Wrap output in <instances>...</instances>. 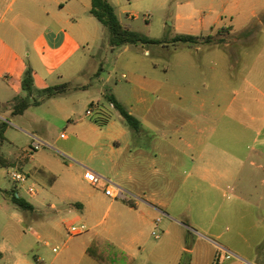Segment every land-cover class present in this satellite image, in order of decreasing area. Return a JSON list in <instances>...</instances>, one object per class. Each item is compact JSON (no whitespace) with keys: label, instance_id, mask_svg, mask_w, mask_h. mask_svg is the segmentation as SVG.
<instances>
[{"label":"rangeland","instance_id":"obj_1","mask_svg":"<svg viewBox=\"0 0 264 264\" xmlns=\"http://www.w3.org/2000/svg\"><path fill=\"white\" fill-rule=\"evenodd\" d=\"M109 2L125 26L165 43L112 50L107 29L88 13L85 17L93 19L97 28L91 30L90 43L85 44V49L63 67L65 77L55 74L44 79L41 75H33L31 101L40 103L30 106L23 116L8 112L3 113L4 117L0 119V129L6 123V140L0 145V154L12 160L9 166L0 164V238L2 228L8 222L19 232L25 227L24 222L20 223L24 221V210L17 207L11 198L13 192L25 196L28 186L15 182L10 176L13 171L23 172L29 176V184L37 189L36 196L46 198L49 215L58 223V232L51 234L42 264H79V248L89 242L94 230L87 224L86 231L81 234L70 232L71 227L82 224V210L72 205L77 192L96 189L102 194L109 181L117 185L110 157H143L136 152L138 147L132 145L134 132L107 95L122 99L129 111L131 101H134L133 87L143 84L139 80L145 77L169 82L171 88L179 93L170 95L173 107L204 105V111L195 110L196 120L202 129L200 145L197 135L194 139L189 137L192 148L187 147L186 142L179 144V136L174 129L175 124H181L184 119L183 115L175 119L174 109L165 115L170 122L169 132L167 141L159 145L166 153L164 157L178 155L175 146L184 151V157H195L198 161L195 172L199 166L210 170L214 167L216 172L211 170L207 180L219 183L222 194L211 189L206 182H202L195 193L185 184L181 191L185 206L182 222L189 225L186 229L172 225L168 229L170 234H166L162 224L155 226L145 237V250L128 264H189L193 260L191 255L180 249L192 245L193 239L201 238L200 235L215 244L229 245L235 252L247 256L249 263L257 255L264 258V145L261 143L264 138V28L257 27L259 21L264 22V0ZM223 6L228 13H223L226 18L220 20V26L233 24L235 30L231 36L216 34L212 43L192 47L187 43L173 42L178 34L207 35L205 30L190 29V24L181 28L177 16L185 12V8L186 13L194 15L197 21L203 15L214 16L223 12ZM212 9L215 12H211ZM231 16H234L232 22ZM249 23L253 28L247 31ZM213 31L215 33L216 29ZM250 31H257V34L249 35ZM221 37L229 39L232 44L219 43ZM64 83L69 85L65 92L51 98L41 95L43 89ZM14 84L18 89L14 90ZM10 85L12 89H4L5 98L10 102L4 112L13 110L14 103L28 94L22 81L12 80ZM196 92L199 100L192 97ZM213 107L219 110L213 113ZM88 110L92 115L87 114ZM107 118L112 123L108 128L105 126ZM142 123L145 128L150 126L159 133L163 132L161 120L150 122L142 119ZM93 126L95 130H91ZM122 130L128 131L126 141H130L131 146L120 138ZM62 134L67 137L62 138ZM113 136L120 139L118 151ZM141 139L140 148L147 150V144L143 146V143L151 141L153 136ZM33 140L40 141L43 146L33 151ZM153 140L155 142L156 138ZM19 159L24 162L20 163ZM171 160L169 158L168 163L162 164L173 175L177 170L172 167ZM88 169L102 176L98 185L93 186L83 180ZM219 171H226L227 176H222ZM189 172V163L186 162L176 178L179 185ZM155 185L149 188L153 189ZM127 197L132 198L128 194ZM104 199L105 210L113 199L117 203L122 202L121 198L108 195ZM105 210L90 216L94 223L100 222L98 231L101 233L110 226L113 215V211L107 214ZM160 219L166 221L162 215ZM209 226H212L211 231H208ZM153 231L159 234V238L152 234ZM105 235L117 249L120 241L112 234L109 238ZM53 247L59 250L53 252ZM203 247L196 264H206L209 260V250ZM216 247L218 251L212 263H242L239 258ZM100 254H104L107 264H125L110 248ZM226 257L232 260L228 262Z\"/></svg>","mask_w":264,"mask_h":264},{"label":"crops","instance_id":"obj_2","mask_svg":"<svg viewBox=\"0 0 264 264\" xmlns=\"http://www.w3.org/2000/svg\"><path fill=\"white\" fill-rule=\"evenodd\" d=\"M188 5L189 2L186 6ZM91 6L92 0H0V119H3V113L14 114L13 110L3 111L10 105V102L5 98L4 89H12L10 85L12 80L23 81L27 69L32 70V75H41L44 79L55 74H59L62 78L65 77L62 72L63 67L67 66L78 52L85 49V44L90 43L91 30L97 28L93 19L85 17V14L90 13ZM209 7L212 8V6ZM183 11L185 12H180L177 16L181 28L190 24V29L205 30L207 31L206 34L214 33V29L225 28L229 36L235 30L231 23L220 26V20L226 18V15L222 16L223 13H228L225 6H223V12L215 13L214 16L203 15L197 21L194 19V15L186 13V8ZM211 12H215V10L212 9ZM233 19L234 16H231L230 21L232 22ZM257 27L264 28V22L259 21ZM246 28L248 31L253 27L249 23ZM254 33L257 34V31ZM254 33L250 31L249 35ZM231 44L232 42L227 39L226 45ZM33 81H35L34 77ZM139 81L144 85L135 84L133 87L134 101H131L129 112L137 117L141 123L140 130L138 132L133 131L135 135L132 138V145L138 147L135 151L143 157L109 158L117 185L122 187L132 198L126 195L121 203H117L116 199H113L105 210L106 201L104 198L107 185H105L102 194L96 189H81L77 192L72 205L82 210L81 223L89 224V228L94 230V235L90 237L89 242L79 248V252L81 251L79 264H94V262L103 264L88 253L90 246H95V254L103 259L104 254L100 253H104L107 248H110L111 252L117 253L121 260L128 264L138 256V253L145 250V237L155 226L162 224V229L165 227L166 234H170L168 229L172 225L186 229L189 224L182 222V217H185L183 214L185 206L181 197V191L185 184H188L191 191L195 193L201 183L206 182L211 189L216 190L220 195L222 194L219 183L207 180L211 170L216 172L214 167L210 170L207 167L202 169L199 166V170L195 172L198 165L195 157H184L182 155L184 151L178 146L175 148L180 155L164 157L166 153L159 145L167 141L170 122H167L165 115L170 114L173 109L176 111V113L172 112L175 119L178 115H183L184 119L181 124H175L174 129L179 136V144L186 142L187 147L192 148L193 144L189 137L193 136L194 139L197 135L198 145H200L202 129L196 120L195 110L204 111V105H195L193 108L173 107L170 104V95L173 93L178 95L179 93L171 88L169 82L145 77L144 80L140 79ZM13 88L16 90L18 86L14 84ZM198 95V92L192 93L193 99L199 100L200 96ZM116 98L123 104L122 99ZM218 110V108L213 107L211 112L216 113ZM25 112L14 115L23 116ZM142 119L150 122L161 120L163 132L159 133L150 126L145 128ZM105 126L106 128L112 126L108 118ZM95 128L93 126L91 130H95ZM127 133L128 131L122 130L119 135L120 138L126 141ZM152 136L153 139L156 138L157 142H154L153 139L151 141L145 140L143 146L147 144V150H142L140 148L141 138L147 139ZM113 137L114 142L118 145L116 148L118 151L120 139L118 136ZM126 142L128 145L130 141L127 140ZM261 143L264 145V138ZM129 145L131 146V144ZM4 158L8 163H12L10 158ZM169 158H172V167L177 170V173L173 175H170L169 169L166 166L164 168L162 164L166 161L168 163ZM18 161L24 162L22 159ZM186 162L189 163V176L183 178L181 185H179L176 178L180 176V170L186 166ZM220 173L222 176H227L226 171ZM83 180L89 184L85 176ZM155 183L157 186L155 185V188L150 189V185ZM18 195L30 203L32 208L24 210V221H20V223H25L22 232L14 228L11 222L3 226L2 237L0 238V264H42L45 262V248L50 245L51 234L58 232V223L56 220L53 221L49 215L46 198L30 194L28 190L25 191V196ZM50 207L54 206L50 205ZM103 210L107 214L113 211V215L110 226L105 229L104 233H101L98 231L100 222L94 223L90 216L100 214ZM160 215L164 216L166 221L160 219ZM157 219H160L159 223H157ZM211 228L212 226H209L208 231H211ZM28 232L30 235L27 234ZM104 234L108 238L112 234L114 239L120 241L117 249L103 236ZM200 236L199 239H193L192 245L183 246L180 249L182 252L191 255L193 260L189 264H196V260L201 257L203 246L209 250V260L206 264H213L211 260L218 251L216 246L219 247V250L229 252L232 256L239 258L241 264H264V258L260 255H257L249 263L247 256L239 251L235 252L236 250L229 245L215 244L208 238ZM217 238H220V235H217ZM226 260L230 262L232 258L226 257ZM105 263L107 264L106 260Z\"/></svg>","mask_w":264,"mask_h":264},{"label":"trees","instance_id":"obj_3","mask_svg":"<svg viewBox=\"0 0 264 264\" xmlns=\"http://www.w3.org/2000/svg\"><path fill=\"white\" fill-rule=\"evenodd\" d=\"M90 13L107 29L109 34V45L112 50L131 45H141V46H151V45H162L165 43L164 40L154 39L147 35L141 34L129 26H125L114 7V5L109 2V0H92V6L90 9ZM226 29L221 28L217 29L215 33H209L205 35H192V34H178L173 39L174 43H187L190 47L199 46L200 44H210L214 41V36L218 34L219 36H223ZM218 42L223 44L227 43V40L224 37L218 39ZM23 87L27 91V95L25 97L19 98L13 105V113L14 114H23L25 110H27L33 104H39L40 101H31L32 97V88H33V75L32 70L29 68L24 74L23 77ZM69 88L68 83H64L62 85L51 86L45 88L41 91V95L46 98H51L57 96L63 92H65ZM108 100L113 104V106L119 111L120 115L126 121V123L130 126L132 131L138 132L141 127V123L137 117L131 114L125 106L113 95H107ZM6 131V123L2 124L0 129V145L5 140ZM0 164L3 166H9L10 163L1 156L0 154ZM12 202L18 206L19 208L26 210L31 209L32 205L28 203L23 197L19 196L16 192H13ZM95 246H90L88 248V253L95 257L99 262L106 264L105 260L100 256H97L94 252Z\"/></svg>","mask_w":264,"mask_h":264},{"label":"built area","instance_id":"obj_4","mask_svg":"<svg viewBox=\"0 0 264 264\" xmlns=\"http://www.w3.org/2000/svg\"><path fill=\"white\" fill-rule=\"evenodd\" d=\"M88 115H92V111L88 110L87 111ZM62 138H66L65 134L61 135ZM43 146V144L38 141V140H33L32 145H31V149L33 151H36L38 149H40ZM10 176L12 178V180H14L15 182H18L19 184H23V185H27V190L30 194H35L37 192V189L35 188V186L29 184V176L23 172H18V171H13L10 173ZM85 179L91 183L93 186H96L99 184V182L102 179V176L97 174L96 172H94L93 170L88 169L85 173ZM105 193L106 195L112 197V198H121V199H125L126 198V191L118 186L115 185L114 183L110 182L108 183V185L106 186L105 189ZM160 222V219H157V223ZM87 226L85 224H81L79 226H73L70 229V232L72 234H81L84 231H86ZM157 238H159V234H157V232L155 231L153 233ZM59 250L58 247H54L53 248V252H57ZM213 264H221L219 262L217 263H213Z\"/></svg>","mask_w":264,"mask_h":264}]
</instances>
